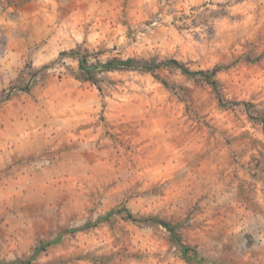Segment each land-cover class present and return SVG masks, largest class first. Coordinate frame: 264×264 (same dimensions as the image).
<instances>
[{
    "label": "rangeland",
    "instance_id": "374dc122",
    "mask_svg": "<svg viewBox=\"0 0 264 264\" xmlns=\"http://www.w3.org/2000/svg\"><path fill=\"white\" fill-rule=\"evenodd\" d=\"M26 1L0 0V264H264V0H58L80 10L43 32ZM78 45L174 58L223 100L174 66L84 80ZM123 206L196 256L152 221L95 223Z\"/></svg>",
    "mask_w": 264,
    "mask_h": 264
},
{
    "label": "trees",
    "instance_id": "16d2710c",
    "mask_svg": "<svg viewBox=\"0 0 264 264\" xmlns=\"http://www.w3.org/2000/svg\"><path fill=\"white\" fill-rule=\"evenodd\" d=\"M60 55H69V56L73 55L78 62L79 77H81L84 80L91 81L92 83L96 81V74L98 72L122 70V69H141V70H148V71L153 72L155 68H158L161 66H174L176 68H179L183 72L191 74V75L200 73L204 75L206 80L211 84L219 101L221 102L223 100L218 90V87H217V81L215 79L210 78V75L206 74L205 71L203 70H199V71L189 70V68L184 63L174 58L160 60L158 62H146V61H140L133 57H128L125 59H122L119 57H111V58H108L102 61L98 58V56L95 57L93 54H91L90 50L87 47H82L80 45L76 46L75 48L70 49L69 51H61ZM42 67H47V65L45 64ZM227 103H232V102L228 101ZM261 121L264 126V117L261 118ZM113 212L123 214L126 219H130L132 221L143 220L147 222L152 221L154 223L160 224L170 233L171 240L175 244H177V246L181 250L182 255L184 259H186V261L190 262L191 259L196 256L195 250L191 248L189 245L182 242L181 235L177 231L176 225L162 218H157V217H152V216H145L142 218H137L134 214H132V212L127 207L123 206L121 208L109 211L104 216L98 218L95 221V223L98 221L106 220L109 214ZM89 225H95V224L87 223V224H84L82 228H85Z\"/></svg>",
    "mask_w": 264,
    "mask_h": 264
},
{
    "label": "crops",
    "instance_id": "0c3cea01",
    "mask_svg": "<svg viewBox=\"0 0 264 264\" xmlns=\"http://www.w3.org/2000/svg\"><path fill=\"white\" fill-rule=\"evenodd\" d=\"M13 6L21 9L20 11L24 14L25 20L37 22L42 32L45 30L47 23L51 20L52 14L70 13L80 10L76 1L72 2V4H64L62 1L58 0H28L23 3L22 6L17 7V4ZM46 14L50 16H46ZM64 23L66 24L60 25V29H64L61 30L62 32H67V36L74 41L82 39L83 32L78 24L79 20H70Z\"/></svg>",
    "mask_w": 264,
    "mask_h": 264
}]
</instances>
